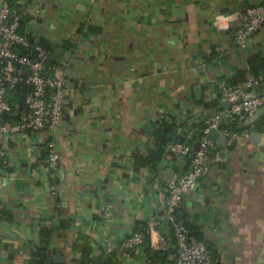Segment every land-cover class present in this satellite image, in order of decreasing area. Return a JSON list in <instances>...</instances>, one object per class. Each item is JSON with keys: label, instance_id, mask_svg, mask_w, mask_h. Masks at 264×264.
I'll list each match as a JSON object with an SVG mask.
<instances>
[{"label": "crops", "instance_id": "0c3cea01", "mask_svg": "<svg viewBox=\"0 0 264 264\" xmlns=\"http://www.w3.org/2000/svg\"><path fill=\"white\" fill-rule=\"evenodd\" d=\"M10 1L23 12L21 31L49 51L65 107L62 126L48 136L60 158L54 175L43 134L5 140L0 264H29L47 228L51 264H78L89 245L87 264H156L143 251L124 257L118 246L131 227L163 214L165 177L185 173L191 157L165 154L155 168L136 158L155 150L163 122L173 125V141L188 140L186 130L192 137L213 102L219 107L218 82L260 77L264 93V73L249 68L264 58V27L243 48L233 41L245 9L264 0ZM257 118L264 126V112ZM259 144L238 141L184 200L186 221L219 264H264V154L250 171Z\"/></svg>", "mask_w": 264, "mask_h": 264}, {"label": "built area", "instance_id": "2783aa9c", "mask_svg": "<svg viewBox=\"0 0 264 264\" xmlns=\"http://www.w3.org/2000/svg\"><path fill=\"white\" fill-rule=\"evenodd\" d=\"M22 16V10L14 7L10 0H0V162L6 157L5 140L8 136L43 134L39 145L45 154L46 170L52 176L60 158L54 139L49 137L62 126L64 81L47 75L49 51L20 30ZM263 27L264 3L247 7L233 32L234 44L239 48L245 47ZM262 83L260 77L236 85L217 83L220 101L230 104V110L216 107L208 115L206 127L202 130L203 137L198 143H191L192 130H186L188 140L169 145L167 150L172 156L191 157L189 168L178 177H165L163 214H151L139 229L131 227L125 233L118 246L124 257L140 253L142 245L148 241L152 251L175 250L170 255L172 264H212L205 241L189 233L177 212L199 182L211 173L208 155L213 148H219L213 162L219 164L225 159L220 147L206 139L209 130L217 129L226 136V148L250 137L257 113L264 108V93L257 92ZM22 86L27 91L23 98L24 107L19 111L9 103L8 94ZM226 114L231 120L237 115L238 124L249 122L250 125L236 132L222 128Z\"/></svg>", "mask_w": 264, "mask_h": 264}, {"label": "trees", "instance_id": "16d2710c", "mask_svg": "<svg viewBox=\"0 0 264 264\" xmlns=\"http://www.w3.org/2000/svg\"><path fill=\"white\" fill-rule=\"evenodd\" d=\"M21 25V22H20ZM20 30L21 27H20ZM50 62L48 60L47 63V75L51 76V69H50ZM249 68L251 73L254 76H258L262 73H264V58H258L254 57L249 61ZM263 83L261 86L258 88H262ZM26 87H19L17 90L12 91L8 94V100L9 103L11 104L12 107H16L19 111L22 110L24 107V93L27 91ZM257 89V90H258ZM213 107H217V103H214L211 105ZM207 106V107H211ZM238 116L236 115L233 120L230 118H224V121L221 125L222 128L229 129L230 131H237V126H238ZM262 125V120L260 118H257L255 122L253 123V128L259 130ZM206 127L205 123H202L197 126V131L196 133L191 137V143H197V140L201 137H203L202 130ZM175 129L172 124L170 123H161L159 127L154 131V139H155V145L156 148L153 151L148 152L145 156H140L137 157L136 160L139 161L141 164H147L155 168L158 166L159 162L161 161L162 157L165 154L171 155L168 152V147L171 145L173 138H174V132ZM177 142L182 143L184 142V137L181 135L178 137ZM236 144H232L228 146L226 149L227 151H232ZM167 151V152H166ZM219 151L218 147H214L213 150L210 152L208 155V160H210V167L212 168L216 163L213 162L214 154L215 152ZM189 157V156H187ZM191 160V159H190ZM190 160L188 161L190 163ZM178 216L181 218L183 221L184 226L188 229L189 233L196 237L197 239L204 241L201 233L199 232V228L196 229L197 227L188 223L186 221V214H184L182 208L177 212ZM67 227V224L64 221H61L60 228L65 229ZM141 226L135 225L134 229H139ZM53 230L51 228L47 229H41L38 234V241L34 249L30 252V259H29V264H51V259L49 257V241L52 236ZM207 245V248L209 252L211 253L212 256V264H219L218 262V256L214 252V248L211 246V244H208L205 242ZM143 251V254L147 256V258L152 262L156 264H172L171 261L168 260L170 255H173L175 253V250H169V251H152L149 247L148 241L145 242L144 245H142L141 248ZM91 251V246H86L81 250V256L79 258V263L78 264H87L89 262V253ZM133 255V254H131ZM112 257L113 254L108 255V260L112 262ZM55 264V263H53ZM104 264H109L108 262H105Z\"/></svg>", "mask_w": 264, "mask_h": 264}, {"label": "water", "instance_id": "95a60500", "mask_svg": "<svg viewBox=\"0 0 264 264\" xmlns=\"http://www.w3.org/2000/svg\"><path fill=\"white\" fill-rule=\"evenodd\" d=\"M219 109L229 111L230 110V104L227 102L219 101ZM259 112H264V108L260 109ZM226 117H228V114H226ZM250 125L249 122H245L241 125V127H238L237 130H240L242 128L248 127ZM250 138L254 144H259V141L261 140V144H259L258 153L254 156L252 163L250 165V171L253 173V165L257 162L259 158H261V155L264 154V126H261V132L254 131L251 132ZM206 139L209 142L217 144L222 152V157L225 156L226 151V136L219 132L217 129H210L207 133ZM176 139H174L173 143H176ZM61 263V262H60Z\"/></svg>", "mask_w": 264, "mask_h": 264}]
</instances>
